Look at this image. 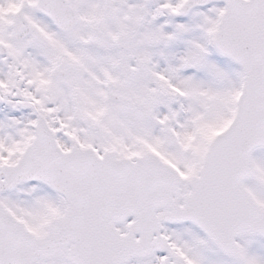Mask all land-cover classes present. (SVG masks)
Here are the masks:
<instances>
[{"label":"snow or ice","instance_id":"6c2138e0","mask_svg":"<svg viewBox=\"0 0 264 264\" xmlns=\"http://www.w3.org/2000/svg\"><path fill=\"white\" fill-rule=\"evenodd\" d=\"M0 264H264V0H0Z\"/></svg>","mask_w":264,"mask_h":264}]
</instances>
